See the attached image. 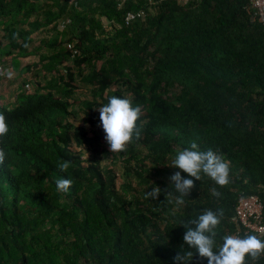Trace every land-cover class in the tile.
<instances>
[{
	"label": "trees",
	"instance_id": "1",
	"mask_svg": "<svg viewBox=\"0 0 264 264\" xmlns=\"http://www.w3.org/2000/svg\"><path fill=\"white\" fill-rule=\"evenodd\" d=\"M254 17L251 0H0V57L39 65L19 70L35 91L0 102V264H175L189 250L184 225L205 210L223 212L217 248L240 229V196L260 199L264 222V24ZM113 95L141 107L140 139L120 153L98 110ZM192 141L228 161V185L166 166ZM176 171L195 183L183 204ZM60 178L73 182L67 193ZM154 187L159 198L145 199Z\"/></svg>",
	"mask_w": 264,
	"mask_h": 264
},
{
	"label": "clouds",
	"instance_id": "2",
	"mask_svg": "<svg viewBox=\"0 0 264 264\" xmlns=\"http://www.w3.org/2000/svg\"><path fill=\"white\" fill-rule=\"evenodd\" d=\"M69 23L70 21L66 19L59 25V28H63L65 24ZM0 35L3 36V31L0 32ZM2 39H0V50H4V47L7 46L5 40L3 39V41ZM1 40L5 42L3 45ZM12 54L15 55L14 53ZM70 64L71 62L68 63V65ZM27 65L32 67L39 66L38 57L37 60L27 63ZM8 66L9 64L1 59L0 76L6 75L5 68ZM29 73L31 74L32 72L29 71ZM35 88L33 82L26 84L25 87L21 85L19 91L11 97L12 100L9 102L13 104L16 101V95L21 92L35 91ZM0 102L3 103L2 100ZM7 103L8 101L5 105ZM98 110L100 113V126L104 130L105 139L110 149L109 152H125L134 140L140 139L141 130L138 126V120L141 115L140 106H133L129 99L113 95ZM8 132L9 126L6 122V117L3 113H0V138L6 136ZM5 159L6 152L0 149V166L4 164ZM70 166L71 161H61L57 165L58 170L63 173H67ZM166 166L178 168L196 180L201 179V174H204L220 186H226L230 182V165L228 161L211 148L202 150L196 141H192L189 147L178 151ZM169 180L171 181L170 187L180 194L176 199V203L183 204V197L188 195L195 186L194 180L184 177L181 171L174 172L169 176ZM72 183V180L68 178L57 179V191L67 193ZM160 193L161 188L154 187L152 191L146 192L145 199H158ZM212 194L214 196L220 195L215 189L212 190ZM222 216V211L216 213L211 210H205L197 219L191 222L194 227L187 224L184 225L187 231L183 236V241L189 250L183 251L182 254L174 257L175 264H192L193 257L196 254L201 259L206 258L208 264H247L248 258L252 261H259L264 257V240L255 234H248L244 237L225 235L222 245L217 248L215 240L216 229L221 224Z\"/></svg>",
	"mask_w": 264,
	"mask_h": 264
},
{
	"label": "built area",
	"instance_id": "3",
	"mask_svg": "<svg viewBox=\"0 0 264 264\" xmlns=\"http://www.w3.org/2000/svg\"><path fill=\"white\" fill-rule=\"evenodd\" d=\"M181 4H187L189 0H178ZM251 9L255 13L254 19L264 24V0H251ZM142 17L143 13L128 14L127 20L135 17ZM263 206L260 199L255 196H240L235 206L232 220L240 228L233 233L234 236L243 237L248 234H255L260 239L264 237V222L262 218ZM242 231L240 233L239 231Z\"/></svg>",
	"mask_w": 264,
	"mask_h": 264
},
{
	"label": "crops",
	"instance_id": "4",
	"mask_svg": "<svg viewBox=\"0 0 264 264\" xmlns=\"http://www.w3.org/2000/svg\"><path fill=\"white\" fill-rule=\"evenodd\" d=\"M10 56L13 57L14 55L11 54ZM20 60H27V63H31L30 58H18L17 61L19 62V67L18 69H14L10 61L9 66L5 68L6 75L0 76V98L2 99V97H4L6 99L7 97H9L8 99H6V102L7 100L11 101V97H13V95L19 91L20 86L22 85L21 82H23V78H20V76L26 75L25 73H23L22 75H20L21 73H19V70L22 69ZM28 79L29 76H27V79L25 80Z\"/></svg>",
	"mask_w": 264,
	"mask_h": 264
},
{
	"label": "rangeland",
	"instance_id": "5",
	"mask_svg": "<svg viewBox=\"0 0 264 264\" xmlns=\"http://www.w3.org/2000/svg\"><path fill=\"white\" fill-rule=\"evenodd\" d=\"M37 35V34H36ZM36 35H34V37L36 36ZM0 39H2V35H0ZM3 40V39H2ZM1 40V43H2V45L5 43V42H3ZM38 40H36V42H35V44L37 45L38 44ZM1 45V46H2ZM5 51L4 50H0V55H4L5 53H4ZM3 57V56H2ZM2 57H0L1 59H2ZM11 58H12V56H4L3 57V59L2 60H5L6 61V63H10V61H11ZM35 60H37V56H32L31 58H30V61L32 62V61H35ZM20 62H21V67H24L26 64H27V60H20ZM26 75H23V76H21V78H25V79H27V76H29V77H32V73L30 74V73H25ZM83 92L84 91H80V93L79 92H77L79 95H80V97H81V95L83 94ZM78 94H76V95H78ZM17 96V95H16ZM83 97V96H82ZM9 97H7L6 99H8ZM6 99L4 98V97H2V99L0 98V101L2 100V102L4 103V104H6ZM12 100V99H11ZM8 101V100H7ZM8 104H11L9 101H8V103H7V105ZM78 108V107H77ZM82 121H83V118L82 117H80V124H83L82 123ZM116 172L119 174V170L118 169H116ZM118 183H120V181L118 180Z\"/></svg>",
	"mask_w": 264,
	"mask_h": 264
}]
</instances>
